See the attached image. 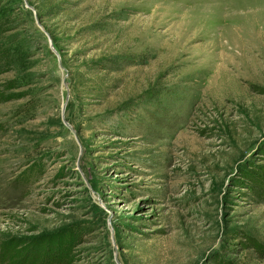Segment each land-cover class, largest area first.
<instances>
[{
  "label": "rangeland",
  "instance_id": "374dc122",
  "mask_svg": "<svg viewBox=\"0 0 264 264\" xmlns=\"http://www.w3.org/2000/svg\"><path fill=\"white\" fill-rule=\"evenodd\" d=\"M35 259L264 264V0H0V264Z\"/></svg>",
  "mask_w": 264,
  "mask_h": 264
},
{
  "label": "trees",
  "instance_id": "16d2710c",
  "mask_svg": "<svg viewBox=\"0 0 264 264\" xmlns=\"http://www.w3.org/2000/svg\"><path fill=\"white\" fill-rule=\"evenodd\" d=\"M9 253H12V254H9ZM17 252L15 251H12L11 249H7V252L5 254V256L7 257L8 259V255H9V259L12 258V255L15 254L16 256L18 255V253L16 254ZM13 260V258L11 259V261ZM37 263V259L34 260L33 264H36Z\"/></svg>",
  "mask_w": 264,
  "mask_h": 264
},
{
  "label": "bare ground",
  "instance_id": "6f19581e",
  "mask_svg": "<svg viewBox=\"0 0 264 264\" xmlns=\"http://www.w3.org/2000/svg\"><path fill=\"white\" fill-rule=\"evenodd\" d=\"M123 55V54H122Z\"/></svg>",
  "mask_w": 264,
  "mask_h": 264
}]
</instances>
